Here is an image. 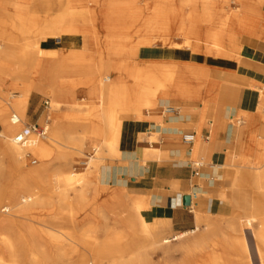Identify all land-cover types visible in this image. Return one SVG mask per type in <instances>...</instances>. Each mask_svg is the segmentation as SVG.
Masks as SVG:
<instances>
[{"label": "bare ground", "instance_id": "1", "mask_svg": "<svg viewBox=\"0 0 264 264\" xmlns=\"http://www.w3.org/2000/svg\"><path fill=\"white\" fill-rule=\"evenodd\" d=\"M43 1L47 5L37 11L29 6L31 0H0V202L7 203L1 211L14 212L0 215V264H36V256L52 264H154L153 254L163 257L162 264H264V172L260 171L264 164V85L255 111H240L221 125L231 126L228 148L237 144V150L231 149L225 162L217 166L220 186L214 195L228 201L236 216L225 225L195 210L192 229L171 232L168 218L152 221L154 209L145 197H133L125 205L122 197L131 195L120 185L99 179V168L105 164L96 162L93 168H84L87 174L60 168L51 171L45 163L52 154L46 139L35 138L27 146L13 139L25 120L32 89L50 82L58 86V99L50 101L48 116L52 121L43 124L44 135L59 136L63 128L58 120L77 114L76 107L81 104L75 101L74 91L78 86L88 89L87 98L81 100L97 99H92L89 111L99 127L97 138L76 136L75 130H67L68 141L80 148L92 146L98 151L100 146L105 153L120 156V131L128 117L147 118L145 114L150 113L146 108L157 102L170 104L182 113L197 112L200 121L210 116L213 131L223 118L215 104L219 82L212 78L214 70L210 74L201 60L191 64L187 53L178 48L163 54L172 60H156L162 54L153 49V41L160 38L162 43L171 44L168 35L172 31L183 36L193 51L196 48L191 40L202 41L198 49L214 58V65L220 67L216 72L225 75L228 66L220 57L236 62L242 36L264 41V0ZM67 34L80 35L83 49L63 51L40 46L42 40ZM62 105L71 107L61 111ZM10 110L18 122L8 117ZM209 150L197 133L191 148L195 167L207 163ZM30 154L41 163L28 165ZM87 157L104 159L94 153ZM167 157V152L155 148L145 150V159L160 163ZM52 177L55 188L63 194L74 188L79 195L87 189L90 177L99 179L98 193L110 204L108 213L95 214L104 222V240L99 241L97 228L90 226L81 239L93 238L94 243L87 250H79L72 245V232L52 228L61 225L62 211L40 214L43 201L38 187L48 185ZM225 179L231 184L222 187ZM245 184L255 187L256 195L248 194ZM201 187L206 188V181ZM35 217L42 219V227L27 224L23 232L24 219L31 222ZM86 217L80 215V220ZM45 239L51 245L43 244ZM21 240L31 243L26 261L20 255ZM71 252L76 253L75 258Z\"/></svg>", "mask_w": 264, "mask_h": 264}, {"label": "crops", "instance_id": "2", "mask_svg": "<svg viewBox=\"0 0 264 264\" xmlns=\"http://www.w3.org/2000/svg\"><path fill=\"white\" fill-rule=\"evenodd\" d=\"M239 42L241 54L237 61L231 62L224 69L227 72L225 75L216 70L212 75L219 82L215 104L220 107V115L223 117L213 131L210 116L205 115L204 121H200L197 113H182L179 109L168 115L164 125L150 118V114H145L147 118L142 119L130 116L120 131V156L107 158L105 165L100 166L98 171L103 183H116L133 197H145L154 209L153 215L168 218L172 228L179 232L194 227V207L200 213L211 215H225L230 207L228 201L214 195L217 186H220L217 179L221 172L217 166L226 160L231 136V126L221 125L240 111H255L259 102L258 90L264 85V41L244 35ZM82 44V37L77 34L40 42L44 49L63 51L82 50ZM153 49L162 54L156 60H172L171 56L163 57L165 51L157 46ZM57 89L58 86L51 82L44 87L32 89L25 112L27 125L35 123L43 127L42 124L49 122V112L45 108L49 110L50 101L58 99L55 93ZM87 91V87L82 86L75 89L74 95L79 100L86 99ZM162 105L170 104L160 102L159 106ZM185 133L196 136L199 133L200 139L209 145L206 164L195 167L190 161L193 142H183L182 136ZM152 135L154 141L148 139ZM152 148L167 152L168 157L160 163L153 158L145 159V150ZM205 181L206 188H202L201 184ZM225 182L226 179L221 183L222 187H226ZM184 195L190 196V205L182 204Z\"/></svg>", "mask_w": 264, "mask_h": 264}, {"label": "rangeland", "instance_id": "3", "mask_svg": "<svg viewBox=\"0 0 264 264\" xmlns=\"http://www.w3.org/2000/svg\"><path fill=\"white\" fill-rule=\"evenodd\" d=\"M47 5V1H43V0H31L29 6L36 8V10L41 11L44 10L45 6ZM63 36V35H61ZM157 36V35H156ZM171 41V44H164L162 43V41L160 40V38L156 39L153 41V43L155 44L154 46H157V48L161 49V51H166V50H172L178 48L181 51H185L187 53L186 55V59L191 63V64H200L201 61L205 62V64L208 66L210 74H212L213 70H217L220 67H217L214 65V63L216 61H214L213 59H210L207 57V55H205L204 53H201L200 49H198V45L201 44L202 41H199L197 39L191 40L194 45L193 48H196L194 51L192 50L191 47H189L190 45H188V43H185V39L183 36L179 35V34H175L174 31H172V34L168 35ZM49 38H53V37H49ZM47 38V39H49ZM198 44V45H197ZM202 45V44H201ZM197 46V47H196ZM199 50V51H198ZM166 54V52H165ZM201 60V61H200ZM200 61V62H199ZM220 61L221 63H223L224 66H228L231 64L232 60H230L227 56H221L220 57ZM35 81H38L37 77L33 78ZM82 87V85L78 86L77 88ZM84 87V86H83ZM261 88L258 90L260 92ZM80 96H78L79 98ZM92 99H96V97H92L89 98V100H79L76 98V102L77 104H81V105H77L76 107V112L77 114L75 116H73L72 114L66 115L64 116L63 119L58 120L60 126L63 128L62 132L60 133L59 136H55L53 134L49 135V132H47L44 136H40V135H36L35 138H44L46 139L47 143L51 146V150H52V154L50 155V157L45 161V163L48 164V170H54V169H63V170H67V169H71V170H75V171H83L84 174H87L89 171H85L84 168L90 166V168H93L95 163L97 162L99 165L100 164H105V161L107 160V158H116L119 156L116 155H112L109 154V152H104L102 150V147H98L99 150L98 151H94L93 147H83L80 148L77 145L73 144L71 141H68V136H67V130L72 129L75 130L76 136H86V137H90V138H97L95 135L97 134L95 131L97 129H99L98 125L95 126L94 125V119L92 118V116L89 114L90 108H91V104H92ZM97 100V99H96ZM46 106V105H45ZM71 106L69 105L67 108V105H62L61 107V111H66L69 110ZM162 106H159V102H157L154 106L150 107V108H146V110H149L150 113V118H153L155 120H157L158 123H162L165 122L166 118H168V115H164L165 117L161 116L160 113V109ZM264 108V106H263ZM45 110H47L48 112H50L48 110V108H45ZM88 112V113H87ZM189 113H192L194 115H196V113H193L191 111H188ZM12 114H14L13 110L9 111L8 117L12 116ZM63 114V112H62ZM49 122L51 123V119L49 118V116L47 117ZM9 119V118H8ZM243 122V120H242ZM27 124L26 120H22V122L20 123V125L18 126L17 130L15 131V133L19 132L21 129H23ZM261 127L263 125V121H261ZM43 125V124H42ZM241 127V126H240ZM3 131V125H2V121H0V132ZM198 131V130H197ZM14 133V135H15ZM51 137L48 138V137ZM99 138V137H98ZM150 141H154L153 135L152 137L148 138ZM58 142H57V141ZM89 144V143H88ZM87 144V146H88ZM187 146V145H186ZM236 146V147H235ZM232 151H236L237 150V144L236 142L232 145ZM231 149H227L228 152H231ZM227 152V153H228ZM88 153H94L95 155H99L104 157L103 161H98V159H89L87 157ZM27 163L30 166H34L36 164H40L41 161L38 157L33 156V155H28L27 156ZM37 160L36 163H31L32 161ZM89 160V162H88ZM192 163H194L195 158H191L190 160ZM88 162V163H87ZM260 171L264 172V164L261 166ZM100 179V178H99ZM99 179L98 178H93L90 177L89 178V185L87 186V189L84 191L83 194L79 195L77 194V192H75L74 188H72L71 190H67L65 194H63L61 192V189H56L55 188V180L52 178H50L49 180V184L45 185H39L38 187V193H40L41 195V200L43 201V207H41L39 210L40 214H48L49 212L52 213L53 211H62V213L64 214V218L61 223V225L59 226H52V228L58 229L60 231H64L66 230V232H72L73 236H74V241H72V245L75 247H77L79 250H87L89 249L91 246V243H94V239L93 238H83V240L81 239V235L83 232L87 231L88 228H90V226H92L93 228H97V232L96 235L99 236V241L104 240V234H105V228H104V222L102 221L101 216L99 215H95L98 214L99 211L100 212H104V213H108V211H110V209L108 208L110 206V204L108 202L105 201L104 197L99 195ZM231 184V181L225 182L226 187L229 186ZM263 186H264V178H263ZM244 187L246 188L248 194L250 195H256V191H255V187H252L251 184H245ZM123 202L125 203H129L133 200V196H126V197H122ZM4 204H7L5 202H0V215L2 216H10L13 212V210H10L8 213L1 211V208ZM117 206L116 208L118 210H125L123 206H119V205H115ZM229 210L228 213H226L225 217H220L219 215H209V217L215 221H220L222 222L223 225H225V223H227L228 221H230L232 218H236V216H234V208L229 205ZM194 213H195V207H194ZM75 213L74 215H72V217L70 216V214ZM80 215L82 216H87L85 219L80 220ZM91 215H94L96 218L92 219ZM240 216V215H237ZM88 217H90V219H88ZM113 217H111L110 222L114 221L112 219ZM155 218H160L157 217L155 215V217L153 218L152 221L155 220ZM60 221V222H61ZM44 222L42 221V219H40L39 217H35L32 218L31 222H27L26 219H24L23 221V226L21 227V230L23 232H25L22 228L25 227V225L27 224H31L33 225L35 228L36 227H42V224ZM46 224V223H45ZM121 225H119L120 227ZM118 227V226H117ZM56 232V231H55ZM171 232H176L175 229L172 228ZM59 239V238H58ZM62 242H64V240H60ZM51 242L49 240H43V244H46V246L51 245ZM31 243L28 242V240H21L20 242V255L21 258L26 261L27 259H29L30 251H31ZM78 244V245H77ZM76 253H72L71 252V256L72 258H75ZM153 263L154 264H162L164 259L160 254H153ZM35 262L36 264H52L50 262H46L44 261V259H42L41 256H36L35 257Z\"/></svg>", "mask_w": 264, "mask_h": 264}, {"label": "built area", "instance_id": "4", "mask_svg": "<svg viewBox=\"0 0 264 264\" xmlns=\"http://www.w3.org/2000/svg\"><path fill=\"white\" fill-rule=\"evenodd\" d=\"M177 111V109L173 108L171 105H162L160 109V113L163 115H172ZM11 121L13 123L18 122V118L13 115ZM36 135H44V127H40L39 125L33 123L32 125H27L21 129L19 132L15 133L14 140L23 146H27L31 144L35 140ZM195 134L193 133H185L182 136V140L186 144H191L194 141ZM34 138V139H33ZM7 210L5 209L4 212Z\"/></svg>", "mask_w": 264, "mask_h": 264}, {"label": "water", "instance_id": "5", "mask_svg": "<svg viewBox=\"0 0 264 264\" xmlns=\"http://www.w3.org/2000/svg\"><path fill=\"white\" fill-rule=\"evenodd\" d=\"M182 204L183 205H190V196L189 195H184L182 197Z\"/></svg>", "mask_w": 264, "mask_h": 264}]
</instances>
